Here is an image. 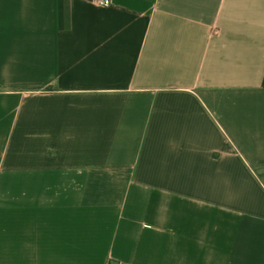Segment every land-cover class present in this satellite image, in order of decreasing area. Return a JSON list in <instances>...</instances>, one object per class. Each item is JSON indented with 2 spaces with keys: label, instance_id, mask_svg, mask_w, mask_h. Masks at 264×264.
I'll return each instance as SVG.
<instances>
[{
  "label": "crops",
  "instance_id": "crops-1",
  "mask_svg": "<svg viewBox=\"0 0 264 264\" xmlns=\"http://www.w3.org/2000/svg\"><path fill=\"white\" fill-rule=\"evenodd\" d=\"M0 0V264H264V0Z\"/></svg>",
  "mask_w": 264,
  "mask_h": 264
},
{
  "label": "built area",
  "instance_id": "built-area-1",
  "mask_svg": "<svg viewBox=\"0 0 264 264\" xmlns=\"http://www.w3.org/2000/svg\"><path fill=\"white\" fill-rule=\"evenodd\" d=\"M97 3L99 6H102V7H107L110 5L108 0H97ZM106 264H116V262L113 260H108Z\"/></svg>",
  "mask_w": 264,
  "mask_h": 264
}]
</instances>
